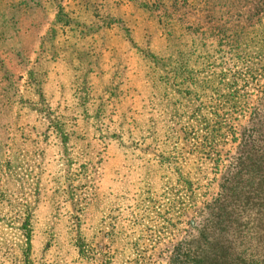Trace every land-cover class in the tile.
Wrapping results in <instances>:
<instances>
[{"label":"rangeland","instance_id":"374dc122","mask_svg":"<svg viewBox=\"0 0 264 264\" xmlns=\"http://www.w3.org/2000/svg\"><path fill=\"white\" fill-rule=\"evenodd\" d=\"M263 15L264 0H0V264L205 251L200 212L235 144L193 153L176 134L186 83L153 65L167 57L159 22L229 35Z\"/></svg>","mask_w":264,"mask_h":264},{"label":"trees","instance_id":"16d2710c","mask_svg":"<svg viewBox=\"0 0 264 264\" xmlns=\"http://www.w3.org/2000/svg\"><path fill=\"white\" fill-rule=\"evenodd\" d=\"M59 19L67 24L64 13ZM261 20L264 15L257 21V28L252 25L229 35L219 30L217 38L213 31L199 25L159 22L166 38L167 57L153 65L161 72H175V80L186 83L183 90H172L178 103L169 113V122L178 127L176 134L193 153L212 155L225 147L230 137L235 144L217 194L200 212L201 224L197 228L205 251L200 244L194 249L187 244L175 251L171 264H264ZM192 72L198 76L186 79ZM190 84L196 87L190 88ZM250 98H254L252 104ZM233 115L246 118L238 133L227 124Z\"/></svg>","mask_w":264,"mask_h":264}]
</instances>
